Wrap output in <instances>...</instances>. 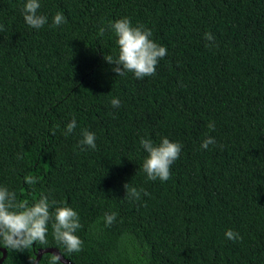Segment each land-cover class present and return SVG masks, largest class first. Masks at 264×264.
<instances>
[{
    "label": "trees",
    "instance_id": "trees-1",
    "mask_svg": "<svg viewBox=\"0 0 264 264\" xmlns=\"http://www.w3.org/2000/svg\"><path fill=\"white\" fill-rule=\"evenodd\" d=\"M25 3L0 0V186L79 213L83 249L64 258L264 264V0H40L48 24L39 30L26 24ZM57 12L67 22L53 27ZM125 17L167 48L154 76H118L105 60L118 57L110 25ZM84 129L95 149L81 146ZM208 136L215 144L202 149ZM142 137L182 145L169 180L147 178ZM127 183L139 199L125 196ZM106 213L116 214L111 225ZM48 247L60 251L51 230L28 251L0 246V264H32Z\"/></svg>",
    "mask_w": 264,
    "mask_h": 264
},
{
    "label": "clouds",
    "instance_id": "clouds-1",
    "mask_svg": "<svg viewBox=\"0 0 264 264\" xmlns=\"http://www.w3.org/2000/svg\"><path fill=\"white\" fill-rule=\"evenodd\" d=\"M41 4L40 0H26L23 5V16L26 24L34 29H41L48 24V17L38 13ZM61 12H57L53 18L52 26H60L66 23ZM117 37L119 47L118 57L105 56V60L113 65V71L118 76L127 73L134 74L135 78L143 79L156 74L159 61L167 55V48L159 45L152 39L151 29L142 25L133 26L130 18H121L110 25ZM3 26L0 25V30ZM103 33V29H101ZM208 42H214L211 33H205ZM210 46V44H209ZM120 100L113 98L111 104L114 107L120 106ZM77 121L73 118L65 129V135L75 131ZM209 130H215V123L210 122ZM55 129H53V133ZM81 146L96 148L95 133L84 129L81 133ZM142 145L148 156L143 163V171L149 180L167 181L171 177V166L180 157L182 145L179 142L170 141L163 137L159 144L152 140L141 138ZM215 144L214 137L208 136L201 143L202 149H207ZM28 185H36L37 177L28 176L25 178ZM126 195L130 198H140V191L136 188L128 189L125 184ZM147 195V193H145ZM116 218L115 213L105 214V223L111 225ZM83 225L80 222L79 213L72 207L61 205L56 200H50L47 195H41L35 202H28L17 198L15 191L9 190L6 186H0V246L14 252L30 250L34 245H46L48 235H51L60 251L51 257L49 264H63L62 256L65 254L79 253L83 249L84 241L77 235ZM230 240H242L238 232L231 229L225 233ZM32 264L38 261L32 259Z\"/></svg>",
    "mask_w": 264,
    "mask_h": 264
},
{
    "label": "water",
    "instance_id": "water-1",
    "mask_svg": "<svg viewBox=\"0 0 264 264\" xmlns=\"http://www.w3.org/2000/svg\"><path fill=\"white\" fill-rule=\"evenodd\" d=\"M2 252H3V254H2L1 258H0V263L3 261V259L6 256V252H5L4 249H2ZM44 253H51V254L55 255V254H58L59 251L56 250L55 248H52V247L39 249L38 252H37L35 260L38 261L40 259V257L42 256V254H44ZM62 259H63V263L64 264H73L72 262H70L67 259H65L63 256H62Z\"/></svg>",
    "mask_w": 264,
    "mask_h": 264
}]
</instances>
